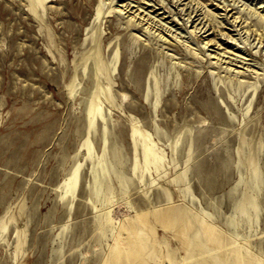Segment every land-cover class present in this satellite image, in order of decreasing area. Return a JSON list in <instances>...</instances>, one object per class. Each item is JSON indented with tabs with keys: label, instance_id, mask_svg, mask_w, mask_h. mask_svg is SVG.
Wrapping results in <instances>:
<instances>
[{
	"label": "rangeland",
	"instance_id": "1",
	"mask_svg": "<svg viewBox=\"0 0 264 264\" xmlns=\"http://www.w3.org/2000/svg\"><path fill=\"white\" fill-rule=\"evenodd\" d=\"M0 264H264V0H0Z\"/></svg>",
	"mask_w": 264,
	"mask_h": 264
},
{
	"label": "bare ground",
	"instance_id": "2",
	"mask_svg": "<svg viewBox=\"0 0 264 264\" xmlns=\"http://www.w3.org/2000/svg\"><path fill=\"white\" fill-rule=\"evenodd\" d=\"M140 5V4H139Z\"/></svg>",
	"mask_w": 264,
	"mask_h": 264
}]
</instances>
